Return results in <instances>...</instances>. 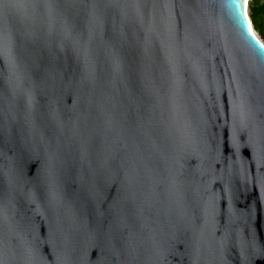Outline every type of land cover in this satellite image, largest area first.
<instances>
[{"label":"water","instance_id":"95a60500","mask_svg":"<svg viewBox=\"0 0 264 264\" xmlns=\"http://www.w3.org/2000/svg\"><path fill=\"white\" fill-rule=\"evenodd\" d=\"M248 1L0 0V264H264Z\"/></svg>","mask_w":264,"mask_h":264},{"label":"trees","instance_id":"16d2710c","mask_svg":"<svg viewBox=\"0 0 264 264\" xmlns=\"http://www.w3.org/2000/svg\"><path fill=\"white\" fill-rule=\"evenodd\" d=\"M248 9L252 26L264 40V0H249Z\"/></svg>","mask_w":264,"mask_h":264},{"label":"rangeland","instance_id":"374dc122","mask_svg":"<svg viewBox=\"0 0 264 264\" xmlns=\"http://www.w3.org/2000/svg\"><path fill=\"white\" fill-rule=\"evenodd\" d=\"M248 14H249V9H248ZM253 29H254V27H253ZM254 31H255V33H257V35L259 36V37H261L260 35H259V33H258V31H256L255 29H254ZM262 41H263V43H264V40L262 39V38H260Z\"/></svg>","mask_w":264,"mask_h":264},{"label":"bare ground","instance_id":"6f19581e","mask_svg":"<svg viewBox=\"0 0 264 264\" xmlns=\"http://www.w3.org/2000/svg\"><path fill=\"white\" fill-rule=\"evenodd\" d=\"M251 31H252L254 34H256L255 31H254V29H253V27L251 28Z\"/></svg>","mask_w":264,"mask_h":264}]
</instances>
